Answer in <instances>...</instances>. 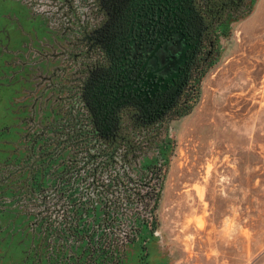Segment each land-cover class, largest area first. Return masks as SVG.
Returning <instances> with one entry per match:
<instances>
[{
	"label": "rangeland",
	"instance_id": "1",
	"mask_svg": "<svg viewBox=\"0 0 264 264\" xmlns=\"http://www.w3.org/2000/svg\"><path fill=\"white\" fill-rule=\"evenodd\" d=\"M247 4L216 30L189 114L165 122L163 143L141 163L167 168L159 227L143 231L123 264H264V0ZM45 9L0 0V173L17 169L19 179L0 201V264H58L68 254L57 247L53 256L14 189L31 170L37 133L63 116L58 88L74 71L58 70L67 43Z\"/></svg>",
	"mask_w": 264,
	"mask_h": 264
},
{
	"label": "trees",
	"instance_id": "2",
	"mask_svg": "<svg viewBox=\"0 0 264 264\" xmlns=\"http://www.w3.org/2000/svg\"><path fill=\"white\" fill-rule=\"evenodd\" d=\"M248 2L240 11L215 8L214 31L229 18L248 14ZM78 78L75 72L69 86L58 88L64 114L37 133L26 164L31 170L14 189L25 212L35 217V229L48 237L53 256L57 247L68 250L58 264H123L143 231L155 233L159 227L167 168L163 160L148 168L141 163L163 143L166 127L124 117L106 130L84 106ZM194 91L175 116L189 114ZM16 174L17 169L0 173V201L9 182L19 181ZM38 176L48 183L41 184Z\"/></svg>",
	"mask_w": 264,
	"mask_h": 264
},
{
	"label": "flooded vegetation",
	"instance_id": "3",
	"mask_svg": "<svg viewBox=\"0 0 264 264\" xmlns=\"http://www.w3.org/2000/svg\"><path fill=\"white\" fill-rule=\"evenodd\" d=\"M228 1L26 0L35 15L46 8L67 43L58 70L78 73L84 106L106 130L124 117L154 125L179 113L199 69L216 55L211 12L246 6Z\"/></svg>",
	"mask_w": 264,
	"mask_h": 264
}]
</instances>
